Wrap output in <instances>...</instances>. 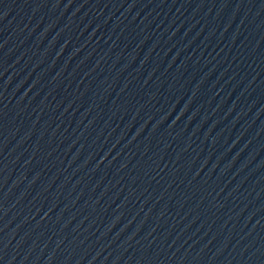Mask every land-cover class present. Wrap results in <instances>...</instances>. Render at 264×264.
<instances>
[{
    "label": "water",
    "instance_id": "obj_1",
    "mask_svg": "<svg viewBox=\"0 0 264 264\" xmlns=\"http://www.w3.org/2000/svg\"><path fill=\"white\" fill-rule=\"evenodd\" d=\"M0 264H264V0H0Z\"/></svg>",
    "mask_w": 264,
    "mask_h": 264
}]
</instances>
